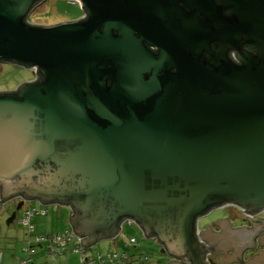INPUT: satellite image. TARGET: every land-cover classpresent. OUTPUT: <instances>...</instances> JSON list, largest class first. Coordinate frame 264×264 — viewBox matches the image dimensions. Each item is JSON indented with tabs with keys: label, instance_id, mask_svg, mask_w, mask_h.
<instances>
[{
	"label": "water",
	"instance_id": "1",
	"mask_svg": "<svg viewBox=\"0 0 264 264\" xmlns=\"http://www.w3.org/2000/svg\"><path fill=\"white\" fill-rule=\"evenodd\" d=\"M39 1L0 0V61L37 78L0 91L2 200L69 207L87 248L130 221L180 259L166 264H205L201 217L226 203L264 210V0L233 1L219 32L190 15L200 26L169 63L162 49L122 57L131 36L110 29L134 0H79L87 19L50 27L26 22Z\"/></svg>",
	"mask_w": 264,
	"mask_h": 264
},
{
	"label": "flooded vegetation",
	"instance_id": "2",
	"mask_svg": "<svg viewBox=\"0 0 264 264\" xmlns=\"http://www.w3.org/2000/svg\"><path fill=\"white\" fill-rule=\"evenodd\" d=\"M44 1L45 0L36 2L33 5L26 17L27 23H29V14ZM72 1L79 3L78 0ZM233 1L236 0H134L135 7L130 10L134 12L124 14L123 17L125 21L121 23V28H118L116 31L114 28H111L110 34L117 35L119 30L122 32L127 31L130 34L131 40H121L118 47L123 58L134 59L137 55L142 57L146 54L144 53L146 50L148 53L151 52L152 58L155 57V60H159V53L162 49L163 52L160 56V61L163 60V62L169 63V47H173L174 44L177 45L178 43L180 45L184 44L185 31L183 30L189 29L188 23L191 24L190 27L194 30L197 26H200L197 21L189 20L190 15H194L196 19L206 24L208 30L213 33L217 27L218 32L222 29L225 30V28L228 27L232 28L231 24L223 18L228 15H230V17L232 16ZM90 14V11L87 12L84 10L83 15L79 19L66 22L81 21L87 19ZM58 24L33 25L50 27ZM98 30H101V28H98ZM198 34L199 33L196 31L193 34L194 38L198 39ZM138 45H142L140 46L142 49L140 53L135 49ZM125 46L128 47L127 50L124 49ZM210 46L214 49L212 43ZM235 50L236 49L230 48L227 54L233 61L238 62ZM156 69L157 68L155 67V70ZM36 79L35 74L34 80ZM11 200H13V203H15L17 207L14 205L10 210V214L6 220L7 224L16 220L17 224L23 229L24 237L37 234L36 231L40 228L38 237L34 240H29V242H26V245H24L23 249L28 253V257L21 260L19 264H28V262H31L32 257L36 253V245L41 242H47L48 255L51 257V261L48 259L47 264H68V258L66 255L67 251L64 246L70 241V238L72 237L71 234H76L72 231L70 225L63 231H48L54 228L52 223L55 222L54 215L50 213L48 205L61 204H45L38 199H26V197L21 194H14L6 200H2L0 193V218L8 210V203ZM33 201H36L45 207L36 209V207L31 204ZM220 208L228 209L229 212L223 216L215 218L214 220L209 219L208 222L204 219L202 224H199L198 221V229L196 231L197 235L199 234L198 239H203L201 245L203 246V252L206 256L204 258L205 264H249L251 259L255 256L264 253V210L261 212H247L244 208L233 203H226ZM48 232H51V234L47 235ZM119 234L115 238H117ZM4 238L7 239L8 237L4 236ZM249 238L252 239L250 240ZM78 239L80 240L79 237ZM131 239L132 240L129 243L136 242L134 237ZM152 239L157 241L161 247L163 246V243L158 241L156 236L153 235ZM227 239H229L228 242ZM129 243L127 242L126 245H129ZM241 245L245 246L246 249L239 250V246ZM75 247L77 251H80V253L83 254L84 252H88L91 246L87 248L80 246V244L77 243ZM123 253L127 254L126 251L121 252V254L117 252H109L105 259H100V254H97V258L100 260V264H106L109 262L106 260H112L115 258L118 260ZM113 255H116V257L113 258ZM177 259L178 258L169 256L165 253L164 263L166 264L168 261L177 262ZM178 261H180V259H178ZM89 262V259H86L85 257L81 258L82 264H88Z\"/></svg>",
	"mask_w": 264,
	"mask_h": 264
},
{
	"label": "rangeland",
	"instance_id": "3",
	"mask_svg": "<svg viewBox=\"0 0 264 264\" xmlns=\"http://www.w3.org/2000/svg\"><path fill=\"white\" fill-rule=\"evenodd\" d=\"M83 15V9L78 2L72 0H45L28 16L29 23H38L43 25H50L62 21L74 20ZM35 77V70L33 68H25L24 66L15 64L13 62L0 61V91L13 90L20 83L24 81H32ZM31 204L36 209L44 208L45 206L33 201ZM15 203L11 200L8 203V210L0 218V264H19V258H27L28 253L23 252L22 247L24 244V232L16 220L12 223L6 222L10 210L14 207ZM15 207H17L15 205ZM50 213L54 215L55 227L52 232L63 231L69 227V207L62 205H48ZM239 210V209H237ZM228 209L219 208L212 211L210 214L205 215L199 219V224L208 222L209 219L214 220L220 216L227 214ZM44 219V218H37ZM42 222V221H41ZM69 245V264H81V258L87 254L90 257L101 254L105 256L107 252H121L126 251L128 254L134 253L138 255L135 263L130 264H164L165 253L161 252L160 244L154 239L146 238L142 230L134 222H124L121 232L117 238L114 239H101L89 248L88 253L83 254L76 250V244L81 246V240L76 235L71 234ZM4 236L8 238L5 239ZM136 239L135 243H129L132 239ZM127 242L129 245H126ZM146 258V259H145ZM48 255L47 242H41L36 245V253L32 257L31 262L28 264H47ZM142 259H145L141 262Z\"/></svg>",
	"mask_w": 264,
	"mask_h": 264
},
{
	"label": "trees",
	"instance_id": "4",
	"mask_svg": "<svg viewBox=\"0 0 264 264\" xmlns=\"http://www.w3.org/2000/svg\"><path fill=\"white\" fill-rule=\"evenodd\" d=\"M55 225H56V223L53 222V223H52V226L55 227ZM36 233H37V234H34V235H32V236L24 237V244H23V246L26 245V242H29V240H34L36 237H38V234L40 233V228L37 229ZM49 234H51V232H48V233H47V235H49ZM68 245H70V241H68L67 244L64 246L65 250L67 251V254H66V255H67V258H68V264H69V247H68ZM23 248H24V247H22L23 252L27 253ZM86 253H88V252H86ZM108 253H109V252H107L105 256H102V255L100 254V259H105V258L107 257V255H108ZM85 258H86V259H89L90 262H91V264H100V260H98V258H97L96 256L90 257V256L87 254V255L85 256ZM23 259H25V258H19V259H18V262H20V261L23 260ZM106 261H107V262H108V261H112L113 263H114V262H117V260H113V259H112V260H106ZM121 262H122V261H121ZM121 262H117V264H127V263H125V262H123V263H121ZM81 264H82V263H81ZM84 264H86V263H84Z\"/></svg>",
	"mask_w": 264,
	"mask_h": 264
},
{
	"label": "clouds",
	"instance_id": "5",
	"mask_svg": "<svg viewBox=\"0 0 264 264\" xmlns=\"http://www.w3.org/2000/svg\"><path fill=\"white\" fill-rule=\"evenodd\" d=\"M199 221V220H198ZM197 225H198V222H197ZM197 232V231H196ZM81 239V238H80ZM133 243H135L134 244V246H136L137 247V244H136V242H133ZM163 247V246H162ZM161 247V248H162ZM127 256H128V258H127V262H128V264H130V263H135L136 262V260L138 259V255H135L134 253H132L131 255L130 254H128L127 253ZM206 257V256H205ZM146 259V258H145ZM145 259H142L141 260V262L143 261V260H145ZM165 264V263H164ZM211 264V263H210Z\"/></svg>",
	"mask_w": 264,
	"mask_h": 264
},
{
	"label": "built area",
	"instance_id": "6",
	"mask_svg": "<svg viewBox=\"0 0 264 264\" xmlns=\"http://www.w3.org/2000/svg\"><path fill=\"white\" fill-rule=\"evenodd\" d=\"M116 257V255H113V258H115ZM127 258H128V256H127V254H125V253H123L121 256H120V258L118 259L119 261H122V263L123 262H125V263H127L128 264V262H127ZM113 260H117L116 258L115 259H113ZM117 260V262H119ZM117 262H112V261H109L108 263H106V264H117ZM88 264H91V262H89Z\"/></svg>",
	"mask_w": 264,
	"mask_h": 264
},
{
	"label": "bare ground",
	"instance_id": "7",
	"mask_svg": "<svg viewBox=\"0 0 264 264\" xmlns=\"http://www.w3.org/2000/svg\"><path fill=\"white\" fill-rule=\"evenodd\" d=\"M79 1V0H78ZM80 3V2H79ZM241 207V206H240ZM242 208H244V207H242ZM198 225H196V229H198V227H197Z\"/></svg>",
	"mask_w": 264,
	"mask_h": 264
}]
</instances>
